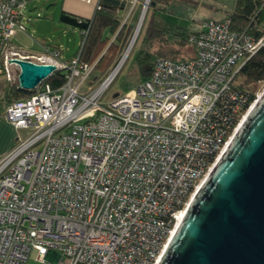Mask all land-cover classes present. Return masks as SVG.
<instances>
[{"label": "built area", "instance_id": "obj_1", "mask_svg": "<svg viewBox=\"0 0 264 264\" xmlns=\"http://www.w3.org/2000/svg\"><path fill=\"white\" fill-rule=\"evenodd\" d=\"M30 18L25 0H0V75H9L8 59L18 53L8 50L11 36ZM188 43L191 56L157 57L147 78L107 107L100 97L129 47L100 80L94 63L78 56L57 63L49 47L29 58L66 74L58 87L41 82L4 110L18 135L0 158V264H25L31 250L54 264L158 263L260 96L241 86L240 70L264 34L234 30L226 16L203 20Z\"/></svg>", "mask_w": 264, "mask_h": 264}, {"label": "water", "instance_id": "obj_2", "mask_svg": "<svg viewBox=\"0 0 264 264\" xmlns=\"http://www.w3.org/2000/svg\"><path fill=\"white\" fill-rule=\"evenodd\" d=\"M8 62L25 90L58 69L18 53ZM157 264H264V90L194 193Z\"/></svg>", "mask_w": 264, "mask_h": 264}, {"label": "trees", "instance_id": "obj_3", "mask_svg": "<svg viewBox=\"0 0 264 264\" xmlns=\"http://www.w3.org/2000/svg\"><path fill=\"white\" fill-rule=\"evenodd\" d=\"M168 1L152 0L151 4L158 2L165 6ZM129 5L130 2L128 0H99L91 18H80L64 11L59 15L60 21L77 27L80 33L81 31H86L85 37L81 34L82 43L75 56H78V60L81 63L88 65L94 63L92 74L96 80H100L108 72L112 63L119 57V51L123 41L126 39L128 29L134 23L122 22L123 15ZM158 9L161 8L158 7ZM229 17L230 27L234 30L246 29L256 36L264 34V0H236ZM155 25L159 29L154 36H159L160 41H162L161 47L156 50L157 57L184 59L192 55L186 57L177 56L174 52L179 49L177 48L179 45H188V37L191 34H196L198 30L190 29L189 27L176 30L175 35H179V37L176 40L178 46L175 48L166 45L169 41L163 36L162 30L164 31V28L157 23ZM159 30L161 31L159 32ZM113 35L115 37L110 42ZM106 46V50L101 54L102 49ZM49 49L51 48L49 47ZM99 54L101 55L99 56ZM146 56L139 60L142 69L146 72L145 74L143 73L144 77L142 79L147 78L153 64L146 62ZM65 74V68H58L43 81V84L47 83L51 88H56L64 82ZM240 75L241 86L244 88H251L258 83L264 82V45L245 62L240 70ZM36 89H19L17 84L9 83L3 88V93L0 97V113L3 115L5 108L11 102L31 96L36 92ZM251 91L255 92V89Z\"/></svg>", "mask_w": 264, "mask_h": 264}, {"label": "rangeland", "instance_id": "obj_4", "mask_svg": "<svg viewBox=\"0 0 264 264\" xmlns=\"http://www.w3.org/2000/svg\"><path fill=\"white\" fill-rule=\"evenodd\" d=\"M146 0H132L130 5L127 7L125 14L123 15L122 22L127 21L128 24H132L128 29V33L126 39L123 41L121 46V50L119 51V56L126 50V48H130L129 54L123 66L121 67L118 74L115 76L109 88L102 94L99 102L102 106L107 107L109 100L113 97L115 93H123L131 88L136 87L142 78L144 77V70L139 63V60L146 56L145 60L147 63H153L154 59L157 57L156 50L158 47H161L162 41H160L159 36L155 35L157 33V26L155 23L164 28L162 30L164 38H166L169 43H166L167 46L177 47L176 40L179 35H175V31L180 28H190L196 29L198 27V23L202 18V14L206 13L210 10L209 7L203 6L200 10H197L195 7L194 0H173L171 3L166 4L164 7L166 9H158L159 3L152 5V0H148L146 4ZM205 4L211 5L213 8H216L213 13L214 15H223L229 13L235 3V0H203ZM144 7L145 13L142 14V20L140 21L137 28L138 33L134 36V32L137 26V22L141 13V9ZM26 9V8H25ZM28 14L30 12L26 9ZM43 12V11H42ZM59 9L57 8L54 14H58ZM144 12V11H143ZM53 14V15H54ZM31 15V14H30ZM40 16V15H39ZM35 13V15H31L29 22L26 23L28 34L27 41H32L33 39L40 41L41 38L32 31V26L41 18ZM213 18V17H212ZM73 29V28H72ZM161 30H159L160 32ZM54 38H46V43L56 45L61 49L62 57L65 59L67 57H71L75 52H77L81 46L82 39L79 35L77 29H74L73 32H53ZM154 36V37H153ZM114 35L111 37L110 42L114 39ZM153 37V38H152ZM162 38V37H161ZM59 41V42H57ZM33 43V42H32ZM61 44V45H60ZM28 45V44H27ZM109 45V44H108ZM107 45V46H108ZM106 47L102 49V53L106 50ZM38 44L34 45L33 48L37 49ZM174 53L177 56H188L193 53L192 45L183 44L179 45ZM161 53V52H160ZM99 54V56L101 55ZM117 56V55H116ZM144 73V74H143ZM2 77V78H1ZM0 97L3 93V88H5L9 83L17 84V74H16V66L12 64L10 66V73L7 76L5 72L4 75H0ZM89 82H85L80 91H85ZM253 88V89H252ZM251 90L255 89V92L262 93L264 90V82L258 83L254 87L250 88ZM28 130H24L22 135H26ZM64 261L65 258H62ZM25 264H54L50 259H45L41 261L38 258V255L35 250H31L28 254V258Z\"/></svg>", "mask_w": 264, "mask_h": 264}, {"label": "crops", "instance_id": "obj_5", "mask_svg": "<svg viewBox=\"0 0 264 264\" xmlns=\"http://www.w3.org/2000/svg\"><path fill=\"white\" fill-rule=\"evenodd\" d=\"M98 1L99 0H92L90 3H88L81 0H25V8L30 12V14L35 15V13H37L38 16L40 15L39 17L41 19L38 20V23L36 22L31 26L32 31L35 32L41 38V40L37 41L33 39L32 41H27V38L30 35L28 34V29L26 26V30H16V32L11 36L8 43V50L17 51L19 55L31 58L32 56L45 54V47H50L51 49H55L58 51V57L53 61L60 63L69 60L70 58L75 56L76 52L70 58L67 57L64 59L62 57L61 49L56 45L46 43L45 40L46 38H54L53 32L55 31L69 33L73 32L74 29H77L80 37L82 38L80 30L77 27L60 21L59 15L62 11H64L80 18H91ZM131 1L132 0H128V2L130 3ZM172 1L173 0H169L167 4L171 3ZM194 1V5L197 10H200L203 6L210 8L208 12L201 15L202 18L200 19L196 30L200 29V24L205 19L219 20L226 16H229L234 7L233 5L229 13L216 16L214 15L216 13H213L214 11H212L216 8H213L211 5L205 4L203 0ZM154 4L155 3L153 2L152 5ZM159 6H161L159 7L161 9H166V7H164L162 4H159ZM57 8L59 9L58 14H54ZM36 43L38 44L37 49L33 48ZM17 135L18 131L0 113V158L14 146Z\"/></svg>", "mask_w": 264, "mask_h": 264}, {"label": "bare ground", "instance_id": "obj_6", "mask_svg": "<svg viewBox=\"0 0 264 264\" xmlns=\"http://www.w3.org/2000/svg\"><path fill=\"white\" fill-rule=\"evenodd\" d=\"M144 13H145V10H144V12H143L142 14L144 15ZM141 20H142V19H141ZM138 25H139V24H138ZM137 27H138V26H137ZM137 27H136V29H135L134 36L137 35V33H138V29H139V28H137Z\"/></svg>", "mask_w": 264, "mask_h": 264}]
</instances>
